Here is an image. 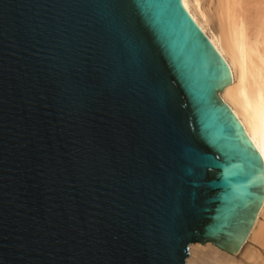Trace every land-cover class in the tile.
<instances>
[{
    "label": "water",
    "instance_id": "1",
    "mask_svg": "<svg viewBox=\"0 0 264 264\" xmlns=\"http://www.w3.org/2000/svg\"><path fill=\"white\" fill-rule=\"evenodd\" d=\"M181 1L0 0V264H186L246 237L262 161Z\"/></svg>",
    "mask_w": 264,
    "mask_h": 264
},
{
    "label": "bare ground",
    "instance_id": "2",
    "mask_svg": "<svg viewBox=\"0 0 264 264\" xmlns=\"http://www.w3.org/2000/svg\"><path fill=\"white\" fill-rule=\"evenodd\" d=\"M227 65L217 97L231 110L240 135L260 156L261 201L239 256L213 242L192 243L187 264H264V0H182ZM240 240V241H239ZM244 244V243H243ZM237 252V253H238Z\"/></svg>",
    "mask_w": 264,
    "mask_h": 264
},
{
    "label": "rangeland",
    "instance_id": "3",
    "mask_svg": "<svg viewBox=\"0 0 264 264\" xmlns=\"http://www.w3.org/2000/svg\"><path fill=\"white\" fill-rule=\"evenodd\" d=\"M245 242H246V241H243L244 244H243V243H241V244H240V243H239V244H236V246H235L236 248H235V250L233 251V253L235 252V254H237L236 257L239 256V252H238L237 250H238V249H241V247H243L244 245H246ZM189 247H190V246H189ZM237 252H238V253H237ZM189 256H190V248H189V255H188V257L186 258V264H187V259L189 258ZM239 257H240V256H239Z\"/></svg>",
    "mask_w": 264,
    "mask_h": 264
}]
</instances>
